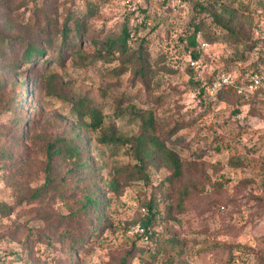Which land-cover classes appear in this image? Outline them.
I'll return each instance as SVG.
<instances>
[{"label": "rangeland", "instance_id": "1", "mask_svg": "<svg viewBox=\"0 0 264 264\" xmlns=\"http://www.w3.org/2000/svg\"><path fill=\"white\" fill-rule=\"evenodd\" d=\"M201 1L206 3L0 0V35L8 38L0 45V206L11 208L0 213V264L264 261V90L243 95L231 91L203 100L187 61L193 47L181 37L196 16L204 20L208 35L219 36L208 42L198 33L199 58L211 71L231 68L239 74L262 68L264 0H239L249 9L235 13L237 31L232 33L208 11L195 12ZM69 12L85 14L86 30L69 33L62 46L61 34L55 35L51 47L41 43L48 51L35 62L21 60L26 42L43 38L40 24L56 21L51 29L56 34ZM127 23L133 26L135 49L146 38V77L139 75V64L129 63L120 73V60L112 59L102 44ZM81 99L100 110L103 126L127 137L141 133L142 116L151 112L156 133L173 138L168 144L183 161L179 182L164 187L171 171L157 161L148 168V181L118 179L116 168L135 162L132 151L127 144L101 142L102 126L94 130L82 123L91 119L77 113L74 102ZM23 128L27 137L16 140L14 132ZM58 137L72 138L95 170L81 173L57 156L49 164L47 147L60 145ZM48 175L54 182L45 197H32ZM114 179L120 182L117 190ZM185 184L196 188L180 208L177 189ZM89 191L102 200L97 213L104 224L97 236L88 237L96 215L77 220L71 212ZM151 201L160 213L146 235L143 222ZM76 226L75 235L88 237V242L71 255L70 241L62 234ZM158 247L164 253L156 254Z\"/></svg>", "mask_w": 264, "mask_h": 264}, {"label": "trees", "instance_id": "2", "mask_svg": "<svg viewBox=\"0 0 264 264\" xmlns=\"http://www.w3.org/2000/svg\"><path fill=\"white\" fill-rule=\"evenodd\" d=\"M206 0V3L203 1L195 3V12L199 11L204 12L208 11L213 17V21L219 24L222 28L227 29L229 33H232L235 30V13L239 12V10H248L249 6L247 4L242 3L239 0ZM194 3V2H193ZM233 3V4H232ZM238 3V4H236ZM234 4L236 6H234ZM78 13V14H71L69 12V19L63 23L61 29H56L55 32L51 34V29L56 26V21L49 20L48 25L42 26L40 24V31L43 34V38L40 39V43L34 42H26L25 46L23 47L22 58L21 60L35 62L38 56L44 55L48 50L43 48L41 45L42 42L46 43L50 47L52 46V39L57 35L61 34V41L60 46L65 43L69 33L80 35L81 32L86 30V25L84 24V18L86 17L85 14ZM197 14V13H196ZM196 16L192 18L189 22V27L184 31V34L181 36L182 39L185 38L188 40L189 44L193 47L191 56L193 58H199V53L201 49L197 48V45L202 42V40L198 39V33L200 37L206 38L208 42H214L219 39V36L214 33H210L208 35L207 31L205 30V22L203 19H195ZM49 25L52 28H49ZM133 26L130 24H125L120 32L112 35L107 36L106 39L102 40L103 46L106 48L107 54L111 55L112 59H119L120 65L118 69L121 72L128 70V64H139L138 72L139 75H143L146 77L147 69L149 67V60H148V47L145 46L146 38H142L139 43L138 48H134L132 45L133 41ZM56 35V36H55ZM8 42V38L4 35H0V45H6ZM254 45V44H253ZM251 47V46H250ZM48 54V53H47ZM243 60H246L248 56L244 55ZM45 62L49 61V57L42 58ZM62 59V53L58 52L57 59L60 61ZM258 65V64H257ZM253 68L256 71H264V67L259 68V66H254ZM189 69L191 70V81L195 88L198 90V95L203 98H215L218 96H222L228 92L233 91L238 95H243L244 93H238L232 88H225L218 91L215 95H205V91L201 86V82L194 77L193 69L189 65ZM221 69H229V68H221ZM231 69V68H230ZM218 69H214L215 72ZM258 90H264V87L259 88ZM203 99V100H205ZM74 106L77 110V113L80 115L81 119L84 117H89L91 120H81L82 123L89 125L90 128L96 130L102 126L101 129V136L99 137L101 142H108V143H116V144H127L129 149L132 151V155L134 157L135 162L132 164H126L116 168L117 178L126 179V181H134V180H149L148 168L150 164L155 163H163V165L168 168L171 173L163 180L162 185L164 187H170V184L174 182H179L181 177L183 176V161L174 148H172L168 141H172L173 138H168V136H160L156 133V124L157 121L152 115L151 112H146L144 116H142L143 120V128L139 135H133L130 137L124 136L122 134L117 133L114 127H105L103 126V117L98 108L93 106L86 101L85 99L77 100L74 102ZM21 119V117H19ZM27 120V119H26ZM84 121V122H83ZM17 124L19 122L17 121ZM28 129L23 128L20 131L14 132V137L16 140L24 137L26 138ZM175 141L178 137L174 138ZM60 141V145L55 146L54 143L48 144L47 147V157L48 163H51V160L54 157H63L64 159H68L71 164L72 168H77L81 173H83L86 169H90L94 171V167L91 162L87 159H83L81 157V148L74 143L72 138L66 137H58L56 139ZM54 148V149H53ZM53 149V150H52ZM114 179L112 183V187L114 190H117L119 187V180ZM54 182V178L51 175H48L44 184L40 187H37L32 197L34 198H43L45 197V192L48 191V186L52 185ZM196 186L193 184H185L181 185L177 189V197L179 199L178 205L179 207H183L186 201L187 196L195 190ZM102 200H99L97 193H92L89 191L84 195V199L81 200L80 205L78 206L76 211H72L71 213L75 215L78 219H86L89 218L90 215H96V223L94 226H91L90 231H88L85 235L86 236H97L99 230L104 224L103 219L97 213L101 211ZM11 211V208H7L4 205L0 206V213L6 214ZM160 213V209L155 205V202L151 201L150 208H149V216L143 222V227L145 230L146 235L150 233V229L157 224L156 215ZM76 220V221H77ZM80 227L76 226L73 229H67L63 234L62 237L67 240L69 239V254L77 253L78 248L82 247L84 244L88 242V237H83L80 234L75 235V230ZM154 232H151V235ZM150 235V236H151ZM149 236V237H150ZM153 238V235H152ZM173 242V241H172ZM156 254L164 253L162 248H157L155 251ZM248 264H264V261H258L254 263Z\"/></svg>", "mask_w": 264, "mask_h": 264}, {"label": "built area", "instance_id": "3", "mask_svg": "<svg viewBox=\"0 0 264 264\" xmlns=\"http://www.w3.org/2000/svg\"><path fill=\"white\" fill-rule=\"evenodd\" d=\"M187 61L193 69L194 77L201 82L205 95H215L225 88L246 93L264 87V71L246 68L239 74L231 69H218L213 72L203 60L193 58L191 52L188 53Z\"/></svg>", "mask_w": 264, "mask_h": 264}]
</instances>
